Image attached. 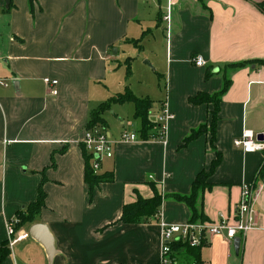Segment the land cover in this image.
<instances>
[{
	"label": "crops",
	"instance_id": "0c3cea01",
	"mask_svg": "<svg viewBox=\"0 0 264 264\" xmlns=\"http://www.w3.org/2000/svg\"><path fill=\"white\" fill-rule=\"evenodd\" d=\"M10 3L0 0V79L8 83H0V245L10 239L8 221L19 219L42 190L45 206L16 231L46 225L57 252L50 261L30 236L10 246L2 264H158L161 223L185 224L192 217L175 196L189 195L218 154L220 163L208 180L213 186L198 208L206 222L233 220L241 185L262 180L264 153L245 154L233 141L245 129L264 137V0ZM199 55L206 65L192 61ZM129 58L132 76L116 84L111 75L122 65L126 70ZM45 78L58 80L57 95ZM226 80L213 148L214 104L189 99L220 92ZM127 86L154 102L153 120L166 103L173 114L167 141L142 140L139 119L121 131L136 133L137 140L123 141L109 131L106 112V128H93L110 135L113 156L100 159L95 173H112L113 180L91 193L82 146L90 113ZM202 125L207 132L183 146ZM156 192L163 198L158 216L120 222L124 205ZM254 209V227L241 238L239 253L224 236L211 235L199 247L203 264H264V190Z\"/></svg>",
	"mask_w": 264,
	"mask_h": 264
},
{
	"label": "trees",
	"instance_id": "16d2710c",
	"mask_svg": "<svg viewBox=\"0 0 264 264\" xmlns=\"http://www.w3.org/2000/svg\"><path fill=\"white\" fill-rule=\"evenodd\" d=\"M36 0H30L31 5L33 6ZM11 4V3H10ZM9 4V5H10ZM131 61L129 58L126 62V80L132 76ZM261 64H264V61H261ZM244 63L235 64L233 66H242ZM229 86V80L225 81L223 89L215 93L214 95H209L207 93H198L196 96L191 97L189 100L191 103L200 105V104H214V110L212 111V121L210 124L211 128V138L210 144L213 148H216V126L218 120V113L220 110V99L222 94L227 90ZM133 103L135 106V118L139 119L141 122L140 136L142 140L156 139L158 136V127L159 124L152 119V110L154 108V102L150 98H141L136 96L129 86H127L124 93H118L115 96L111 97L107 101L102 102L96 108H94L90 113V120L87 125L88 129L93 128L96 125H101L106 128V120L104 114L112 110V107L116 104H126ZM165 103V102H164ZM162 103L161 106L164 104ZM207 132V125H202L198 129H194L191 133L184 139L183 146H186L189 142L197 139L201 135ZM83 155L85 160V181L90 188V192L93 191L100 185V183L105 181H112L113 175L109 174H98L95 173L92 165V155L88 154L85 146L83 145ZM221 157L218 154L216 159L212 162L209 171L200 172L195 178L192 184V191L189 195H176L175 199L185 202L192 213L190 222L204 221L206 220L204 214L200 212L198 208V201L202 194L211 189L213 184L209 182V178L220 163ZM260 174L264 176V163L261 166ZM163 198L158 192L155 193L154 197L145 199L141 196H138L137 200L133 203H129L123 206L122 215L120 222L125 224H134L138 223L143 219H148L154 216H158L161 212V204ZM45 206V194L42 190L39 191L37 200L32 203L26 212L19 215L20 222L16 225L15 229L18 228L21 223L34 222L35 216L41 211ZM173 256L182 254V264H203L201 259V248L191 247L188 243L177 242L172 245ZM10 242L6 241L0 245V264H2L6 258L10 255Z\"/></svg>",
	"mask_w": 264,
	"mask_h": 264
},
{
	"label": "built area",
	"instance_id": "2783aa9c",
	"mask_svg": "<svg viewBox=\"0 0 264 264\" xmlns=\"http://www.w3.org/2000/svg\"><path fill=\"white\" fill-rule=\"evenodd\" d=\"M165 20L170 22L169 13ZM192 61L197 66L206 65V61L202 56H196ZM44 82L52 89V94L57 95L58 80L45 78ZM3 86H7L4 80L0 79ZM173 118V114L169 111L166 103L161 106V109L156 115L155 121L159 124L157 140L166 143L168 122ZM123 141L137 140L136 133L123 131L121 134ZM83 145L93 157L94 171L99 169V160L103 157L113 156V141L105 131L99 128H92L86 131L83 139ZM233 145L237 149H241L247 153H264V139H258L252 130L245 129L240 137L233 141ZM264 190V176L260 183H243L241 185V198L237 204L235 215L232 221L222 217L217 223H209L206 221L187 222L185 224H168L161 223L162 226V249L161 257L158 264H172L173 251L172 245L177 242L188 243L191 247H200L205 244L207 237L211 235H222L231 244H234L235 238L244 237L253 227L255 222L254 203ZM19 223V219L8 221L7 229L9 234L10 246L18 241L30 237L29 232H17L15 227Z\"/></svg>",
	"mask_w": 264,
	"mask_h": 264
},
{
	"label": "rangeland",
	"instance_id": "374dc122",
	"mask_svg": "<svg viewBox=\"0 0 264 264\" xmlns=\"http://www.w3.org/2000/svg\"><path fill=\"white\" fill-rule=\"evenodd\" d=\"M115 49V48H114ZM113 49V50H114ZM114 52V51H113ZM120 62H123L122 60L118 59ZM126 77V70L124 65L118 67L116 72L111 75V79L116 84L121 83L124 78ZM106 118L108 120L109 124V131L114 134L115 137H118L121 134V131L123 130V125L127 128V123H137V119L134 116V104L127 103L124 104L122 107L115 108V110H111L106 114ZM130 131V128H127ZM137 129V133H139ZM183 259L181 256L178 258L176 264L182 263Z\"/></svg>",
	"mask_w": 264,
	"mask_h": 264
},
{
	"label": "water",
	"instance_id": "95a60500",
	"mask_svg": "<svg viewBox=\"0 0 264 264\" xmlns=\"http://www.w3.org/2000/svg\"><path fill=\"white\" fill-rule=\"evenodd\" d=\"M10 2H11V0H6L7 5H9ZM13 85L15 87V90L18 91L19 90V81L14 80ZM258 139L263 140L264 139L263 135H261V134L258 135ZM29 234L32 238L39 241L45 247L48 258L50 261H52L54 255L56 254L57 251L54 247V238H53L49 228L44 224L36 223V224L31 226V228L29 230ZM240 243H241V239L239 237L235 238L234 247H235V251L237 254L239 253V250H240Z\"/></svg>",
	"mask_w": 264,
	"mask_h": 264
}]
</instances>
